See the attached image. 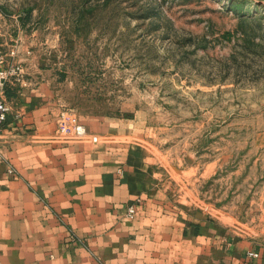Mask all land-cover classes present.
Returning a JSON list of instances; mask_svg holds the SVG:
<instances>
[{"label":"rangeland","instance_id":"374dc122","mask_svg":"<svg viewBox=\"0 0 264 264\" xmlns=\"http://www.w3.org/2000/svg\"><path fill=\"white\" fill-rule=\"evenodd\" d=\"M2 1L36 7L69 66L60 110L118 121L105 141L152 168L163 205L264 208V0Z\"/></svg>","mask_w":264,"mask_h":264},{"label":"crops","instance_id":"0c3cea01","mask_svg":"<svg viewBox=\"0 0 264 264\" xmlns=\"http://www.w3.org/2000/svg\"><path fill=\"white\" fill-rule=\"evenodd\" d=\"M5 2L0 54L22 66L23 79L4 91L0 264H264V208L246 216L228 208L231 223L166 207L150 191L152 168L129 146L105 141L121 135L114 119L93 123L72 110L87 138L57 135L59 113L71 111L60 110L61 69H69L60 38L35 26L36 7L5 13Z\"/></svg>","mask_w":264,"mask_h":264},{"label":"built area","instance_id":"2783aa9c","mask_svg":"<svg viewBox=\"0 0 264 264\" xmlns=\"http://www.w3.org/2000/svg\"><path fill=\"white\" fill-rule=\"evenodd\" d=\"M23 79V68L20 64L6 63L3 55L0 54V132L2 126L11 112L10 104L4 99L5 87L8 83H20ZM57 135L64 140L83 141L87 138L84 128L78 124L76 116L72 111L62 110L56 120ZM92 141H96L92 138ZM12 174L14 171L9 169ZM135 214L134 206L126 209V217L131 218ZM247 257L257 258L258 254L254 252L247 253Z\"/></svg>","mask_w":264,"mask_h":264}]
</instances>
